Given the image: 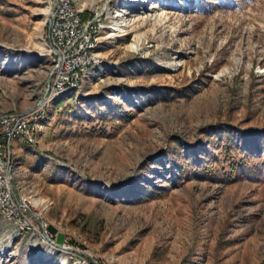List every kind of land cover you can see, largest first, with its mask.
<instances>
[{
	"label": "rangeland",
	"instance_id": "rangeland-1",
	"mask_svg": "<svg viewBox=\"0 0 264 264\" xmlns=\"http://www.w3.org/2000/svg\"><path fill=\"white\" fill-rule=\"evenodd\" d=\"M74 4L99 62L16 142L0 264H264V0ZM53 5L0 0V116L46 90Z\"/></svg>",
	"mask_w": 264,
	"mask_h": 264
},
{
	"label": "built area",
	"instance_id": "built-area-1",
	"mask_svg": "<svg viewBox=\"0 0 264 264\" xmlns=\"http://www.w3.org/2000/svg\"><path fill=\"white\" fill-rule=\"evenodd\" d=\"M48 2L50 6L56 3L46 32V45L56 65L48 92L35 109L25 114L8 113L0 116V214L21 230H30L32 224L26 214L20 215L21 208L14 205L12 194L6 187L7 170L4 164L10 165L9 170L12 171L16 142L29 147L36 144L37 132L44 117L43 109L49 103L47 99L51 101L53 97L59 100L77 90L88 68L99 62V58L94 57V50L98 45L102 10H95L91 18L85 19L74 0Z\"/></svg>",
	"mask_w": 264,
	"mask_h": 264
},
{
	"label": "bare ground",
	"instance_id": "bare-ground-1",
	"mask_svg": "<svg viewBox=\"0 0 264 264\" xmlns=\"http://www.w3.org/2000/svg\"><path fill=\"white\" fill-rule=\"evenodd\" d=\"M55 6H56V3H54V5H53V7L55 8ZM153 7V5H151V8ZM54 8L52 9V11L54 10ZM150 8V7H149ZM134 19V18H133ZM94 57L96 58V57H98L97 56V54L95 53L94 54ZM54 71H55V69H56V65L54 64ZM54 71L52 72V74L50 75V77L52 78V76L54 75ZM89 72V71H88ZM92 75V74H91ZM90 75V73H86V76H91ZM49 87H50V85H49ZM54 100V98L52 97V99H51V101H53ZM5 165V168H6V187L9 189V191L11 192V194H12V197H13V185H12V182H11V180H12V177H11V174H10V172L8 171V169H10V166L9 165H6V164H4ZM7 198V197H6ZM13 201H14V205L16 206V207H20V208H24L25 210L27 209L26 208V205H24V204H22V203H20V202H18L17 200L15 201L14 199H13ZM36 214V213H35ZM52 246V248H54L53 247V245H51Z\"/></svg>",
	"mask_w": 264,
	"mask_h": 264
},
{
	"label": "water",
	"instance_id": "water-1",
	"mask_svg": "<svg viewBox=\"0 0 264 264\" xmlns=\"http://www.w3.org/2000/svg\"><path fill=\"white\" fill-rule=\"evenodd\" d=\"M53 8H54V7H52V9H53ZM53 71H54V67L51 69V71H50L49 74L51 75ZM50 80H51V77L49 76V78L47 79V83H46V90H45L43 96L40 97V98L37 100V102H36V103H35V104H34L29 110L23 112L24 114L27 113V112H29V111H31V110H33V109H35L37 106H39V105L43 102V100L45 99V96H46V94H47V92H48V88H49ZM32 213H33L34 215H36L34 212H32ZM36 216H38V218H41L39 215H36ZM44 237H45L46 240L52 242V241L50 240V238L47 236V234H46L45 232H44ZM52 243H53V242H52ZM55 245H56V247L61 248V249H66V250H69V249H70V248H67V247H64V246H59V245H57V244H55Z\"/></svg>",
	"mask_w": 264,
	"mask_h": 264
},
{
	"label": "trees",
	"instance_id": "trees-1",
	"mask_svg": "<svg viewBox=\"0 0 264 264\" xmlns=\"http://www.w3.org/2000/svg\"><path fill=\"white\" fill-rule=\"evenodd\" d=\"M114 106V108L115 109H120L121 110V106L120 105H113ZM113 111L114 110H111V111H106L104 114H103V118H105L106 120H113V119H118V114L116 115V114H113ZM119 111V110H118ZM211 129V128H210ZM208 130L209 131V133L207 134V135H211V130ZM224 132H227V131H224ZM225 149H227V147L225 148ZM240 165V163H235V166H239ZM236 169V167H232V174H234V170ZM231 174V175H232Z\"/></svg>",
	"mask_w": 264,
	"mask_h": 264
},
{
	"label": "crops",
	"instance_id": "crops-1",
	"mask_svg": "<svg viewBox=\"0 0 264 264\" xmlns=\"http://www.w3.org/2000/svg\"><path fill=\"white\" fill-rule=\"evenodd\" d=\"M18 143H19V142H18ZM18 143H15V150H16V153H19V150H20V149H19V145H20V144H18Z\"/></svg>",
	"mask_w": 264,
	"mask_h": 264
}]
</instances>
